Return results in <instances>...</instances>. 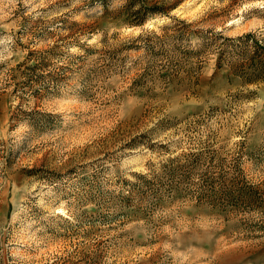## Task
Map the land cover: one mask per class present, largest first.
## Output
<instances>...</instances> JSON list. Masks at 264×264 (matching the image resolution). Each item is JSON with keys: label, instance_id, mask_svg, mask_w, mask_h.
<instances>
[{"label": "rangeland", "instance_id": "374dc122", "mask_svg": "<svg viewBox=\"0 0 264 264\" xmlns=\"http://www.w3.org/2000/svg\"><path fill=\"white\" fill-rule=\"evenodd\" d=\"M172 1L0 0V264H264V0Z\"/></svg>", "mask_w": 264, "mask_h": 264}, {"label": "trees", "instance_id": "16d2710c", "mask_svg": "<svg viewBox=\"0 0 264 264\" xmlns=\"http://www.w3.org/2000/svg\"><path fill=\"white\" fill-rule=\"evenodd\" d=\"M103 5L104 0H99ZM176 2V1H175ZM174 1L167 4H148L146 0H125V4L118 9V13L124 16V20L130 26H142L148 19L168 16L169 10L175 8Z\"/></svg>", "mask_w": 264, "mask_h": 264}]
</instances>
